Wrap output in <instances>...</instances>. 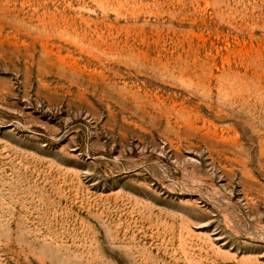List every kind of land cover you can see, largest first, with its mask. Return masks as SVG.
Here are the masks:
<instances>
[{
    "label": "rangeland",
    "instance_id": "rangeland-1",
    "mask_svg": "<svg viewBox=\"0 0 264 264\" xmlns=\"http://www.w3.org/2000/svg\"><path fill=\"white\" fill-rule=\"evenodd\" d=\"M0 264H264V0H0Z\"/></svg>",
    "mask_w": 264,
    "mask_h": 264
}]
</instances>
